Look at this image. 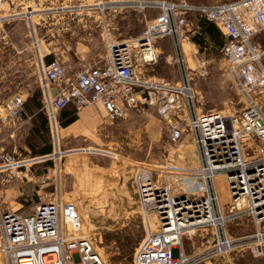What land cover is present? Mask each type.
Segmentation results:
<instances>
[{
    "label": "built area",
    "instance_id": "1",
    "mask_svg": "<svg viewBox=\"0 0 264 264\" xmlns=\"http://www.w3.org/2000/svg\"><path fill=\"white\" fill-rule=\"evenodd\" d=\"M129 3L156 12L139 34L127 38L114 37L112 26L106 23V61L80 68L70 80L61 61L46 62L40 56L33 33L42 109L51 134L55 137L58 112L68 103L82 108L98 102L110 121L124 117L131 108L153 106L165 121L171 141L184 133L193 140L199 164L190 173L193 180H179L180 176L168 174L171 171L137 167L136 191L145 233L134 248L132 264H218L225 262L219 257L234 250L263 253L264 109L260 97L264 96V47L253 36L264 30V0ZM189 12L212 22L224 38L220 48L225 70L245 100L237 112L197 110L193 69L181 50V40L189 39V32L199 33L186 16ZM6 16L10 14L0 18ZM165 36L172 38L170 55L181 65V78L175 82L146 74V68L160 57L158 42ZM23 112V98L14 95L0 109V117L12 120ZM29 158L32 162L41 159ZM0 159V172H5L1 180L5 181L23 173L27 163L24 157L14 158L4 144H0ZM220 177L227 190L225 202L216 185ZM183 180L190 184L185 187ZM243 216L247 217L243 224L251 225V231L230 234L227 222ZM199 228H210L211 239L198 251L185 252L180 246L183 234ZM0 252L6 264H106L92 239L82 232L75 201L63 199L59 192L40 200L27 213L5 209L0 200Z\"/></svg>",
    "mask_w": 264,
    "mask_h": 264
},
{
    "label": "rangeland",
    "instance_id": "2",
    "mask_svg": "<svg viewBox=\"0 0 264 264\" xmlns=\"http://www.w3.org/2000/svg\"><path fill=\"white\" fill-rule=\"evenodd\" d=\"M186 1L214 3L225 0ZM90 3L95 5H87ZM85 4L89 12L84 9ZM125 4L130 3L122 0H2L0 16L6 14L10 16L0 18V36H10L17 43L20 41L22 34L27 31V25L20 22L22 12L28 21V33L33 36L32 20L36 25L39 21L42 22L39 12L43 9L45 12L43 16L51 24H48L47 29L44 26L40 30L46 34L47 39L53 40L51 47L55 48L56 58L64 65L66 77L70 80L80 68L93 64L100 65L106 61L107 49L102 34V18H111L116 32L119 30L141 32L156 12L154 8L141 9L133 5L124 7ZM186 16L195 27H198L202 20V17L194 12H189ZM74 17L79 22L88 17V26L80 27L78 24L73 27L76 32L72 34L69 29L64 32L62 29L59 30V21ZM54 26L58 30L52 29ZM188 34L189 39L181 40V50L186 64L193 69L191 77L197 110H219L224 113L239 111L245 100L231 84L230 75L225 70L221 45L215 41L216 33L205 38L207 43L196 39L198 32ZM117 35V38L124 37L121 34ZM87 37V50L74 52L73 50L80 45L76 40L85 42ZM4 39L0 38V50L6 45ZM253 39L264 47V30L256 33ZM158 44L161 46L160 57L146 68V74L165 81L180 80L181 65L170 55L174 52L172 38L165 36ZM44 49L46 50L45 47ZM84 54L87 56L81 57ZM262 58L264 63V55ZM36 60L37 57L35 65ZM4 61L8 62L7 67H13L18 59L1 58L0 73ZM31 66H34V63L28 67ZM12 80V89L0 90V98L9 99L14 95H20L24 108L25 97L39 93V90L32 82L30 85L26 84L31 77L24 79L14 76ZM260 100L264 109V96L260 97ZM100 109L102 112L97 117V123L95 121L93 125L91 124L90 129L83 128L85 135L79 138L61 137L60 122L55 137L48 128L47 140L51 145V151L46 153L28 152L27 140L32 137L24 132H18L11 144L6 146L14 158H29L42 154L48 156H38L41 159L27 162L26 167H23L25 169L23 173H18L8 181L1 180L5 172H0V200L5 209L27 213L40 200L51 199L59 192L63 199L75 201L82 217V232L92 239L106 264H132L134 248L145 233L142 207L136 191L137 167H147L158 172L165 170L166 173L171 171L168 174L180 176L179 180H193L195 177L191 178L190 173L197 171L198 151L187 133L178 141H171L165 128V121L159 118L153 106L131 108L124 117L114 121L105 120L103 107L100 106ZM22 116L12 119L14 126L24 125ZM88 144L103 149L97 150L93 147L88 150ZM189 184L190 181L183 180L182 185L187 187ZM216 185L220 200L225 202L227 190L223 178H217ZM245 218L247 217H235L228 221L226 225L228 232L239 235L251 231V225L243 224ZM210 239L211 229L199 228L189 233L185 232L180 246L185 252L193 253L207 245ZM218 260H225L224 263L217 261L218 264H264V249L263 253L256 255L249 250H234L219 257ZM0 264H6L2 252Z\"/></svg>",
    "mask_w": 264,
    "mask_h": 264
},
{
    "label": "crops",
    "instance_id": "3",
    "mask_svg": "<svg viewBox=\"0 0 264 264\" xmlns=\"http://www.w3.org/2000/svg\"><path fill=\"white\" fill-rule=\"evenodd\" d=\"M126 3L130 0H122ZM191 3H197V2H191ZM87 5H95V4H87ZM85 4V10L87 11V6ZM129 5V6H128ZM125 4L124 7H130V4ZM64 8V7H61ZM43 9L40 10L39 15L40 19L42 20L36 23L32 20V25H33V33L35 38L39 41L38 47H39V54L40 56L45 59L44 61L48 62V59H53L56 58V50L54 47H51V42L53 40L47 39L45 36L46 34H43L40 29L45 26L47 29L48 24L50 23L47 21L46 17L43 16L45 12L42 11ZM22 12V15H20V22H24L25 26L27 27V31L22 34L20 37V41L17 43V41H13L10 36L5 37L4 35H1L0 38H5L4 42L6 45H4V49L0 50V59L1 58H9L13 57L18 59L17 64L13 67H7L8 62L4 61V66H1V73H0V90H8L10 91L12 89V78L14 76L18 77H23L24 79L30 78L31 80L26 83L28 85L31 84V82L34 84V86L39 90V93H33L31 96L28 95L24 99V112L22 116V120H24V125L21 127H17L13 125L12 120H7L5 118L0 117V143H3L5 146L7 144H11V141L13 140L14 136L18 132H24L27 136L35 138V139H30L28 141V147L26 145V150L28 152H32V145L36 149L40 146H43L45 144L44 139L47 138L48 133L46 134L43 128H40L39 125L41 124L43 118H44V110L42 109V97H41V91L39 87V82H38V77H37V67L35 65V57H37V52L34 49L32 45V37L31 34H29V27H28V21L27 18H25V15ZM76 12L74 13V15ZM87 14V13H86ZM73 15V16H74ZM48 17V16H47ZM80 19V18H79ZM88 17H85L84 21H78V19L74 18H69L65 21H59L60 24L58 27L59 30L62 29V32L64 30L69 29L71 34L73 32H76L73 27H76L78 24L80 27H87L88 26ZM111 18H102V34L103 28L108 23L109 25L112 26V34L114 37L117 38V34L124 35L122 38H127L131 37L134 35L139 34V32H132V31H125V30H119L118 32L114 31L115 26L112 25V22L110 21ZM43 23V25H42ZM35 24V25H34ZM51 24V23H50ZM35 26V28H34ZM54 26L52 29L58 30V28H55ZM49 29V28H48ZM39 30V33H37ZM45 33V32H44ZM36 34V35H35ZM38 36V37H37ZM83 38V37H82ZM67 41V40H66ZM76 40L77 43H80V45L77 46V49H74V52H82L86 51L88 48V37L84 40ZM82 42V43H81ZM105 43V39H104ZM32 45V46H31ZM106 46V45H105ZM13 47L15 49H13ZM46 48V50L44 49ZM41 52V53H40ZM76 54V53H75ZM87 55H81V57H86ZM6 62V65H5ZM15 63V62H14ZM34 66H30L31 64ZM28 67V69H27ZM25 68V70H24ZM8 97L0 98V109L4 106L5 102L7 101ZM101 104L99 103H94L92 105L82 107V108H76L73 103H68L64 107H62L59 112H58V118L59 122L61 123V137L63 138H79L84 134L83 128L87 127L90 129L91 124L93 125L95 121L97 120V117L101 114L102 110L100 109ZM103 116L105 117V114L103 113ZM95 119V120H94ZM105 120L108 121V119L105 118ZM97 123V121H96ZM83 132V133H82ZM33 133V135H32ZM54 133H56L54 131ZM59 135H60V129H59ZM76 147V146H75ZM79 147V146H78ZM88 148H96L97 150H102L103 148H97L96 146L88 144ZM36 154L39 152L36 151ZM25 170V169H24Z\"/></svg>",
    "mask_w": 264,
    "mask_h": 264
},
{
    "label": "trees",
    "instance_id": "4",
    "mask_svg": "<svg viewBox=\"0 0 264 264\" xmlns=\"http://www.w3.org/2000/svg\"><path fill=\"white\" fill-rule=\"evenodd\" d=\"M198 27H199V35L196 37V39H198L199 42H206L207 43L208 41H205V40H207L205 38L207 36L211 37V34L215 32L216 33L215 41L218 43V45L223 44L224 38L221 35V33L219 32V30L217 29V27L212 22H209L206 19L202 18V20H200V22L198 23ZM39 127L43 128V130L45 131L46 134L49 132L48 131V120H47V116L45 114V111H44V118H43L41 124L39 125ZM44 141H45V144L43 146L37 148V149L35 147H33V145H32V153L35 154V152L38 151L41 154V153H46V152L51 151V145H50V143H48L47 138L44 139ZM43 155H46V154H43Z\"/></svg>",
    "mask_w": 264,
    "mask_h": 264
},
{
    "label": "bare ground",
    "instance_id": "5",
    "mask_svg": "<svg viewBox=\"0 0 264 264\" xmlns=\"http://www.w3.org/2000/svg\"><path fill=\"white\" fill-rule=\"evenodd\" d=\"M30 11H31V10H30ZM87 149H88V150H90V149H92V148H88V147H87ZM35 157H38V156H35ZM29 159H31V160H32L33 158H26V160H27L26 162H29V161H31V160H29Z\"/></svg>",
    "mask_w": 264,
    "mask_h": 264
},
{
    "label": "water",
    "instance_id": "6",
    "mask_svg": "<svg viewBox=\"0 0 264 264\" xmlns=\"http://www.w3.org/2000/svg\"><path fill=\"white\" fill-rule=\"evenodd\" d=\"M53 92H55V89H53Z\"/></svg>",
    "mask_w": 264,
    "mask_h": 264
}]
</instances>
